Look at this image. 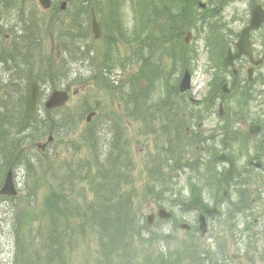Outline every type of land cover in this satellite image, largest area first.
<instances>
[{
	"label": "rangeland",
	"instance_id": "374dc122",
	"mask_svg": "<svg viewBox=\"0 0 264 264\" xmlns=\"http://www.w3.org/2000/svg\"><path fill=\"white\" fill-rule=\"evenodd\" d=\"M62 1L59 0L57 3L55 0L54 10L45 12L37 0H0L1 18L3 21L7 20L4 29L8 27V22L12 26L16 25L15 19L21 7L24 8L26 17L34 16L37 19H44L47 23L52 17L54 19L57 17V20L69 27V33H79L80 20L73 17L76 12L72 10L71 2L64 6V10H60L59 4ZM252 1L264 6V0H237L233 3L224 0H195V3L206 4L207 11L190 30L191 39L187 45L182 42L186 33L181 36V46L185 51L174 58H171L167 51L178 42L165 41L158 50H153L145 30L141 32L140 23L145 16L140 15L138 8L129 0H118L116 16L119 26H115L116 31L107 34V37H104L103 31L102 37L97 40L90 34L85 38L82 33L80 39L74 41L64 37L59 41L57 38L56 41L53 39L54 31L45 34L42 40V57L46 58L52 67L57 66V62L63 59L65 68L58 81L57 74L45 75L48 80H40L38 112L36 119L27 129L28 133L21 137L22 144L19 149L23 161L14 171L17 197L14 200L0 198V264L13 263L17 234L27 235L31 240L34 236L38 238V232L44 228L45 221L40 207L52 180L49 174H41L43 166L46 167L53 161L68 163L72 161L74 170H77L78 162L87 161L88 165L101 166L102 173L110 172L102 155L97 153L98 160L94 161L86 143L81 140L82 132L88 131L84 120L89 108H96L97 111L100 110L99 113L102 112L92 127V133L97 139V148L104 153L110 148L117 150L115 153L121 158L122 171L125 173L128 171L129 175L126 180L121 179L127 182L122 189L128 190L129 199L138 210V225L143 239L151 241L138 245V254L135 256L137 264H140L142 257L152 250L181 253L185 242L190 241L196 242L191 244L195 246L193 256L191 260L184 261V264H263L260 254L252 255L255 262L250 258V254L248 261L240 256L244 253L240 247L244 244L245 234L238 231H244L242 228L247 222L241 214L244 207L249 208L251 229L259 234L264 226V169L258 171L248 167L249 161H264V145L258 146V135L252 137L248 133L250 125H261L264 141V80L260 82L258 76L262 73L264 77V64L259 67V72L255 71L252 83H246L248 63L245 60L236 67L238 77L227 78L228 75L223 68L225 54L222 49L221 51L217 49L222 47L223 42L231 47L236 41L239 32L248 23ZM174 10L175 8H171V11ZM9 14L14 15L15 19H8ZM97 21L104 27L101 16ZM86 22L89 24V20ZM162 22L170 25L169 18H163ZM150 23L154 25V37H161L157 34L156 28L160 25L154 19ZM210 25L214 26L212 37ZM19 30L20 25L17 26L14 36L20 34ZM260 33L264 34V31ZM260 33H255L252 39L259 56L264 53L262 42L259 40ZM109 35H112L115 44L113 48L108 47L105 50ZM0 42L3 43L4 40L0 39ZM66 44L74 52L64 50ZM78 48L85 51V54L78 53ZM104 57H113L119 67H111L110 60L105 61ZM100 63H105L107 70L99 69ZM156 64H159L160 76L153 74ZM216 64L221 70L218 71ZM185 70L191 76V85L187 93L180 94L177 93L175 84L179 83ZM99 71L102 74H100L102 88L98 89L92 76L95 73L99 74ZM12 76L14 77V73ZM223 77L228 81V85L231 84V80L235 81L231 85L230 94L220 91L218 79ZM3 78L9 79V73L4 72ZM51 81H54V84ZM20 84L23 88L26 86L25 82ZM66 87H69L67 88L69 100L65 110L54 112L56 117L54 114L51 115L49 128L37 129L39 122L46 118L43 103L50 92L54 88ZM243 90H247V93L240 96ZM262 96L263 100L259 102ZM212 97L213 109L210 115L204 104ZM254 98L255 100H252ZM190 99L193 100V105L189 103ZM220 103L223 104L222 115L216 113ZM172 111L175 113H171ZM172 116L177 118L175 125L168 123ZM57 118L64 119L60 125L66 126L57 128ZM186 128L197 133L199 139L197 144H200V150L196 155L200 164L196 170L184 166L186 157L182 151L186 152L185 147L188 143L185 138ZM49 136L52 137V141L47 144ZM43 144L45 149L41 150L40 146ZM164 144L169 145L172 156L180 159L174 167L179 168L177 172L172 173L162 168L166 173L164 175L166 188H173L174 195L171 198H179L180 202L188 200L192 192L199 194L203 200L212 201L222 192L221 187H218L219 179L215 177L203 181V177H208V172L211 173V178L218 175L220 169L218 166L221 165L213 161L215 155L225 153L235 162L240 182L232 183L227 199L222 205H218L221 214L207 219L209 233L203 239L193 231L198 217L194 210L185 211L181 206L172 205L168 198L170 195L167 194L165 198L159 197V200L151 196L150 174L147 172L148 156L157 154L158 149L165 146ZM214 150L216 152L212 155ZM170 176L177 178L170 181ZM88 177L91 180L99 177L96 167L91 168ZM1 182L3 181L0 180ZM237 185L238 187L234 188ZM236 189L242 192L239 201L234 195L233 190ZM75 191L76 188L72 191L76 196ZM90 198L91 194H88V199ZM159 207L172 212L173 218L168 221L156 219L148 226L146 217L155 213ZM180 223L192 226L191 232L179 230ZM233 231L241 237L235 242L229 239ZM166 235H170L168 244L163 240ZM76 238L78 244L72 251L69 264H95L96 248L92 238L88 235L83 237L76 235ZM256 240L248 242L250 252L257 246L258 249L264 247L263 237L258 239V243ZM33 254L32 251L27 252V255ZM204 254L201 262L200 255ZM219 254L223 257H214Z\"/></svg>",
	"mask_w": 264,
	"mask_h": 264
},
{
	"label": "trees",
	"instance_id": "16d2710c",
	"mask_svg": "<svg viewBox=\"0 0 264 264\" xmlns=\"http://www.w3.org/2000/svg\"><path fill=\"white\" fill-rule=\"evenodd\" d=\"M129 1L132 4L136 1L138 9L149 16L147 22H144V26L141 27V32L145 30L153 50H158L165 41H174L178 42L173 44L178 48L177 51L172 47L167 51V54L174 58V56L184 53L180 38L189 27L183 24V13L185 10L191 13L195 0ZM69 2L73 6L72 10L76 12L73 17L80 20L79 33H69V27L57 20V17L55 19L52 17L49 23L34 16L26 17L27 14L23 12L24 8L21 7L16 16L17 19L14 18V15L9 14L8 19L14 18L16 26L11 28L12 25L8 22V28L10 30L14 29L15 33L17 26L20 25V34L14 36L10 48L8 50L3 49L5 53L0 54L2 71L8 72L9 77H12L14 73V77L8 83H4L0 77L3 82L2 92L0 93V174L11 167H16L23 161L21 149H19L22 144L21 137L28 133L27 129L34 122L28 114V95L25 88L30 85L33 77L48 80L45 75L57 74L58 81L65 68L63 59L57 63V66L52 67L48 60L42 57L43 36L49 31H56L57 29L58 41L63 37L74 41L80 39L82 33L87 38L88 24L86 21L90 9L94 10L97 17L101 16L104 25V27L102 26L104 37L116 31L115 26H119L116 16L118 0H69ZM173 4L176 6L174 12L171 11ZM172 15H174L175 20L171 21L170 25H165L162 19H170ZM108 18H111V20H105ZM152 19L161 26H156L157 34L161 37H154V25L150 23ZM2 31L4 30L2 29ZM211 32H214L213 25H210ZM108 40L109 42L105 44V50L108 47L113 48L115 44L112 35H109ZM64 46V50L67 52H74L67 44ZM221 48L223 49L224 45ZM77 52L85 54V51L80 48ZM103 60H110L111 67L118 66V62L114 61L113 57H104ZM102 66L108 68L105 63H102ZM20 82H25L26 86L21 87ZM51 82L54 84V81ZM96 84L99 85L100 82L97 81ZM246 93L247 90H243L240 96ZM252 100H255V98ZM90 110L92 109H87V111ZM58 112L59 110H57ZM45 113L50 116V114H47L49 112L45 111ZM63 121L64 119L59 120L57 118V128H60ZM50 124L51 120L46 121L45 118L44 121L39 122L37 129L45 130L49 128ZM64 126L66 125L61 127ZM81 140L86 143L94 161H97V152H95L97 142L92 135V130L84 131ZM108 155L115 162H118L116 153L111 154L110 151ZM148 162L149 165H152L149 171L152 188L151 196L155 200H159V197L165 198L166 194L170 195L168 198H171L173 189L166 188V178L164 176L166 173L162 172V163L157 160ZM76 167L79 168L74 170L72 161L69 163L53 161L46 167L43 166L42 171L49 174L52 180L40 207L45 225L38 232V238L34 236L30 240L27 235L17 234L15 236L12 264H69L72 251L78 244L76 235L81 237L88 235L92 238L96 248L95 264H137L135 256L138 254V245L151 243L150 240L142 239V231L137 218L138 210L128 199L127 190L123 189V192L121 190V185L124 182L121 179L126 177L114 175L112 171L102 173L100 171L101 166H96L99 177L91 180L88 177L91 166L88 165L87 161L78 162ZM75 188L76 196L72 192ZM88 194H91L90 199H88ZM21 219L23 220L22 217ZM256 237V235L249 233L248 237L245 236L246 240H244L241 248L249 250L248 242L255 240ZM163 238L168 239L169 236ZM229 238L230 240L234 238L237 240L241 237H235L231 233ZM185 243L186 245L182 247L181 253H178L179 251L164 252L161 249L147 252L142 257L140 264H184V261L192 259L195 246L191 244L196 242ZM28 251H32L34 254L27 255ZM251 251L253 254H260L261 262L264 264V249L261 251L253 249ZM244 255H247V251ZM200 256L202 262L205 254ZM214 257L222 258L223 255L219 254Z\"/></svg>",
	"mask_w": 264,
	"mask_h": 264
},
{
	"label": "water",
	"instance_id": "95a60500",
	"mask_svg": "<svg viewBox=\"0 0 264 264\" xmlns=\"http://www.w3.org/2000/svg\"><path fill=\"white\" fill-rule=\"evenodd\" d=\"M39 4L43 7V9H47L50 6V2L49 0H38ZM64 4L62 5L61 9H63ZM264 22V12L261 10V8L259 6H256L253 8L252 12H251V18H250V22H249V26L242 31L241 33V37L239 39V41L236 43L235 47L237 52L235 54H231L229 51L227 53L226 56V65H231L232 61L236 58H239L240 55L245 54L246 56L251 57V52H250V44H249V40H248V34L249 31L252 29H256L257 27H259L262 23ZM91 31L94 35V37H98L100 35V28L97 25L96 21H95V17L92 14V20H91ZM188 39H185V42H187ZM189 80H190V76L187 72L184 73V76L181 80V83L179 85L180 91L184 92L185 90H187L189 88ZM37 96H38V91H37V87H36V82H33L32 85V89H31V94H30V115L32 116L35 110V105H36V100H37ZM67 101V94L63 91H54L51 96L49 97V99L47 100V102L45 103V107L47 109H53V108H58L60 106H62L65 102ZM88 116L86 118V120H89ZM258 127L256 126H250L249 127V133H255L257 132ZM219 159L226 161L229 163V161H227L226 158H224L223 156L219 157ZM231 169V166H230ZM15 191L13 189V185H12V180H11V173L8 172L7 176H6V180L0 190V195H14ZM188 207H202L200 205V202L198 200L197 195H193L192 199L187 202L185 204ZM203 211L206 214L209 213H214L215 210L214 209H208L205 207H202ZM170 214L166 213L164 210H159L158 211V217L161 219H167L169 218ZM151 219H152V215L148 217V223H151ZM200 231L201 234L204 235L205 233V223H204V217L200 216ZM181 228L183 229H187L186 226L181 225Z\"/></svg>",
	"mask_w": 264,
	"mask_h": 264
},
{
	"label": "flooded vegetation",
	"instance_id": "af4514ba",
	"mask_svg": "<svg viewBox=\"0 0 264 264\" xmlns=\"http://www.w3.org/2000/svg\"><path fill=\"white\" fill-rule=\"evenodd\" d=\"M2 24H3L2 21H0V27L2 26ZM4 37H5V40L6 41H4L3 43L0 42V53L2 51V47L4 46V44H10L11 43V41H8V39H9V35L8 34H5ZM252 38L253 37H252V34H251V43H252ZM253 58H254V61L259 60V57H256L255 55H254ZM260 59L261 60L264 59V54L262 55V57ZM244 60H245V58L242 57L239 61L235 62L234 68L237 67V64L238 63H240V62H242ZM248 63H249V61H248ZM258 67L259 66L254 67L253 72L254 71L257 72L258 71V69H257ZM235 69L238 70L237 68H235ZM230 71L232 72V69ZM261 76L263 77V74ZM2 79L4 80V83H8L10 81V79L7 80L6 78L4 79L3 77H2ZM38 88H39V90H41L40 89V84H38ZM217 98H218V96L216 97V99ZM211 107L212 106H210L208 108L210 115L212 114V109H213ZM206 110H207V108H206ZM216 113H218V110L216 111ZM222 114H223V112H222ZM218 115H219V113H218ZM186 140H187L188 143L186 144V147H185L186 152L184 153V151H183V153L185 154V157H186V159H184V166H187V167L190 166V167H193V169H194V168H197L199 166V164H200L199 158L196 155V153L198 154L199 153V150H200V148H199L200 144H197L198 141H199L198 136H197V133H194L189 128H186ZM192 146H193V148H192ZM215 152H216L215 150L212 151V153H215ZM221 154H223V153L220 152V153H218V154L215 155L214 158H215L216 161H217V157H219ZM191 155H192V157H191ZM189 159H191L192 161H190ZM229 160L232 162V159L229 158ZM217 163L219 165H221V166H218L221 169V170L219 169V171H221L223 173L222 174V178H221V183H222V186L223 187L221 189H222L223 192H225V194L223 195L222 198H220L222 195H220V196L217 195L216 197H214V199L212 201L202 200L203 205H214V206H216V205H222V203L227 199V196H228V192L230 190V187L233 186L232 183H235L236 184V183L240 182V179H239L240 175L237 172L236 167H235V164L233 162H232L233 171H232L231 176H227V174H226L227 173V167H228L227 164H225V163H223L221 161H217ZM249 165H251V163H249ZM112 167H113V165H111V168ZM222 167H223V170H222ZM237 190L238 189L233 190V191H234V195L236 197V200L239 201L241 199V197H242V192H239ZM193 193H192V195H193ZM251 203H253V200H251ZM197 211H199V213H201L199 209H197Z\"/></svg>",
	"mask_w": 264,
	"mask_h": 264
},
{
	"label": "bare ground",
	"instance_id": "6f19581e",
	"mask_svg": "<svg viewBox=\"0 0 264 264\" xmlns=\"http://www.w3.org/2000/svg\"><path fill=\"white\" fill-rule=\"evenodd\" d=\"M153 74H156L157 76L161 74L159 64H156V67L153 68Z\"/></svg>",
	"mask_w": 264,
	"mask_h": 264
}]
</instances>
